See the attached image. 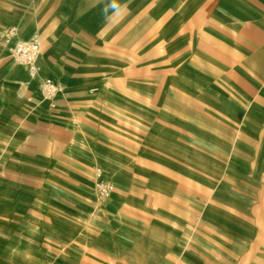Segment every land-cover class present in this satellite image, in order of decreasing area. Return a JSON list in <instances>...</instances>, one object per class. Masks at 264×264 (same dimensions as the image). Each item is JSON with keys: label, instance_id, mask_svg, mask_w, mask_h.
<instances>
[{"label": "crops", "instance_id": "obj_1", "mask_svg": "<svg viewBox=\"0 0 264 264\" xmlns=\"http://www.w3.org/2000/svg\"><path fill=\"white\" fill-rule=\"evenodd\" d=\"M9 28L59 93L0 88V264H264V0H0Z\"/></svg>", "mask_w": 264, "mask_h": 264}, {"label": "built area", "instance_id": "obj_2", "mask_svg": "<svg viewBox=\"0 0 264 264\" xmlns=\"http://www.w3.org/2000/svg\"><path fill=\"white\" fill-rule=\"evenodd\" d=\"M3 47L7 55L19 66L25 69L28 79L39 80L40 68V44L37 37L28 41L18 38L16 29L9 28L0 35ZM40 91L45 99H54L58 93V86L50 79L40 80ZM115 187L104 179L101 169L95 170L94 192L99 201H107L111 198Z\"/></svg>", "mask_w": 264, "mask_h": 264}, {"label": "rangeland", "instance_id": "obj_3", "mask_svg": "<svg viewBox=\"0 0 264 264\" xmlns=\"http://www.w3.org/2000/svg\"><path fill=\"white\" fill-rule=\"evenodd\" d=\"M27 77L21 67H19L13 59H11L7 53L3 51L0 46V88L6 87L7 91H12L14 88L13 85L8 84V81H13L14 84H17L16 100L20 103L21 107H25V103H38L40 101L53 103L54 99H45L41 94V89L39 93L37 92V85L33 91L27 90L26 81ZM2 89H0V117L3 115V111L6 107V104H9L11 100L4 98L2 96ZM10 117L6 118V124L9 127L12 125Z\"/></svg>", "mask_w": 264, "mask_h": 264}]
</instances>
